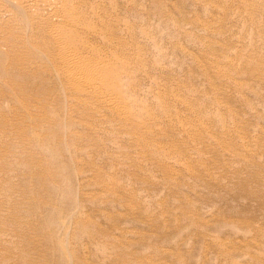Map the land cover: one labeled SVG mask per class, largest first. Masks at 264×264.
<instances>
[{
    "label": "rangeland",
    "instance_id": "rangeland-1",
    "mask_svg": "<svg viewBox=\"0 0 264 264\" xmlns=\"http://www.w3.org/2000/svg\"><path fill=\"white\" fill-rule=\"evenodd\" d=\"M158 1L161 10L153 0H100L109 29L95 46L122 101L130 106L136 85V98L150 104L156 119L139 123L153 126V144L170 149L167 158L145 152L118 118L87 110L94 100L60 79L58 103L46 108L48 124L40 122L0 56V264L23 255V264H117L120 254L118 264H264V203L251 195L254 182H241L258 172L264 188L262 15L245 20L253 7L228 0ZM51 57L26 59L47 72ZM156 92L167 101L163 115ZM53 106L64 112L54 148L46 131L58 121ZM166 114L188 129L202 126L215 150L179 133L155 135ZM38 137L50 139L43 149ZM250 160L261 165L243 168Z\"/></svg>",
    "mask_w": 264,
    "mask_h": 264
},
{
    "label": "bare ground",
    "instance_id": "bare-ground-1",
    "mask_svg": "<svg viewBox=\"0 0 264 264\" xmlns=\"http://www.w3.org/2000/svg\"><path fill=\"white\" fill-rule=\"evenodd\" d=\"M228 1L227 4H231L234 2L238 3L240 4V6L242 5L245 10L247 8L246 5H248L249 7H253L251 8V12L250 8H248L249 10L246 11V14L244 15V17H246L244 18L245 20L252 19L251 15H253L254 10H257L262 15V17L260 18L264 22V0ZM89 2L88 0H0V43L4 41L2 43L5 44V50L3 51V53H0V56H8V65L9 68L12 69L10 72L14 77H20V84H18L17 82H15L14 84H17L19 86V89L25 92L23 93L25 94V98L23 96V99H26L27 102L34 101V103H36L33 107L35 108V111L39 112L38 114H40L41 116L40 122L43 120L46 125L49 122V118L47 115L48 110H46V108L48 107V105H54L58 103L57 97L53 95V93L56 89L57 79H60L61 84L64 88H66L68 85L67 88H69L73 93H76L78 95L79 93H82L83 96H87L94 100V106H87V110L91 112L100 111L103 113H107L112 117L114 116L118 118L119 122H122V128L130 133V135L133 137L132 139L135 140L134 142L137 143V145L142 146L145 152L147 151V153L150 152L153 154H157L160 152L166 158L169 157L168 154L170 149L166 150L161 145L153 144L155 143V140H153V138L155 137L152 138V135L154 134L151 133V127L153 126L150 127L148 124V126H143V123L141 125L140 123L143 120L139 123L140 118L146 119L148 121L156 119L154 117L155 115L150 113V104L147 106L143 103L142 100L139 101L140 98L139 100L136 98L138 95L136 94V90H138L139 87L135 85L130 89V106L126 105L119 97V95L114 92L115 84L111 82V79L109 78L111 65L104 57L100 55L101 53L99 52V49L95 46V43L98 40L106 39V30L109 29V25L104 21V18L102 16V14L105 15L106 13H102L100 10V12L97 11L99 5L101 4L100 0H94L91 3ZM153 3L155 4V6H159V8H157L160 9L161 6L158 0H153ZM227 8L228 7L226 6V9ZM224 15L227 16L226 14ZM5 17H7V20H5ZM97 21L102 23V25H100L101 29H98V24L96 25ZM262 26L264 27V23L262 24ZM261 32L258 33L256 37L259 36L260 42L264 43V33ZM255 52L257 51L253 52V56H256ZM27 56H52L48 59L44 58V63L52 65L53 71L49 70L47 72H44L45 66L33 64V60H31L32 58L26 59ZM49 59H51V61H48ZM1 62L2 63H0V66L3 67V61L1 60ZM263 70L264 69H262V71ZM42 73L43 78L41 79L40 75L38 74ZM262 75L264 77V73ZM150 92L153 93L152 91ZM150 92L146 91L144 97H146V95H149L148 93ZM160 94L159 92H156L152 96L155 97L156 103L158 107L161 108V112L163 115L168 111L166 103L167 101L164 103L165 100L163 99V95L161 97ZM58 98L61 99V96ZM146 98L145 102L148 101ZM140 102H142V105H140ZM84 103L86 104V102ZM52 108L54 112V106ZM85 111L86 110H83L81 114L84 115L83 112ZM55 115H57L58 121L55 123L54 120L55 124L52 125V127L54 128L48 126V129L46 130L47 133L51 135V138H49L53 140L51 141L53 142V144L49 142V144H52L51 146H53V148L55 147V143L58 146V141L60 140L61 133L59 134L58 132L60 128H62V117L64 118L63 109L61 107H59V109L57 108L53 113L54 117H56ZM26 116L32 119L29 113ZM165 116L166 119H160L159 117H157V119H160L161 121L160 124L164 125H162L161 129H159L158 131L156 130L157 132L154 130L156 132L155 135L161 134V136L163 135L164 137L170 133H174L173 136H177L178 134L176 135L175 133H179L181 134L180 136H183L184 138L186 137L187 141L189 139L193 140V142L195 143L194 146L200 144L206 151L214 149L210 146V142L208 141H212L211 138H213V136L205 138L206 134L205 132L203 133L204 128H201V124V127H199V125L197 127L195 123V125L193 126L192 122H189L190 127L188 129V125H185L184 122H179L178 124L173 122L170 114H166ZM153 124L155 123L153 122ZM52 129H54V133L52 132ZM16 131L20 136H22L25 132L24 129L21 128L20 124L17 126ZM111 133L112 132L110 131V135ZM184 138L182 139L184 140ZM33 139L37 141L36 144L41 146V148L45 147L44 145H42L45 141V138L44 140L40 137H38L37 139ZM48 141H45L44 143H48ZM152 146H157V149H152ZM36 147L37 146H35V148ZM197 150L198 152L196 153H199V151L201 152L200 148H198ZM58 152H60V150H58ZM176 161L178 160L176 159ZM24 163L26 162L24 161ZM249 163L252 166H250L249 164H242L243 168H249L253 166L257 167L259 165L258 162H255V160H250ZM253 173V175L251 173V175L248 178H245V180L242 179L241 182H254L257 185V189L253 190L251 195L255 199H258L264 203V188L258 185V180H260L259 175L257 174L258 172ZM221 183L219 185H221ZM238 186L239 189L243 190L244 192L247 191V186H244L243 184H239ZM78 227L81 229L84 228L82 224H78ZM84 230L85 229H83V231ZM35 233L39 235L41 232L39 229H37ZM86 237L89 240H94V238L87 236V234ZM87 244L85 245L86 248ZM21 259H24V255L21 257ZM21 259L17 264H23V262H21ZM117 260H119L118 263L123 262L125 260V255L120 254Z\"/></svg>",
    "mask_w": 264,
    "mask_h": 264
}]
</instances>
